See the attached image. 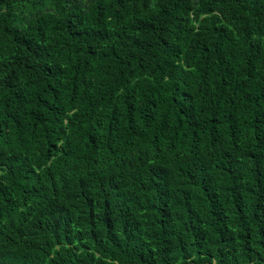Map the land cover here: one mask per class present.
Returning <instances> with one entry per match:
<instances>
[{"label":"trees","instance_id":"16d2710c","mask_svg":"<svg viewBox=\"0 0 264 264\" xmlns=\"http://www.w3.org/2000/svg\"><path fill=\"white\" fill-rule=\"evenodd\" d=\"M0 264H264V0H0Z\"/></svg>","mask_w":264,"mask_h":264}]
</instances>
